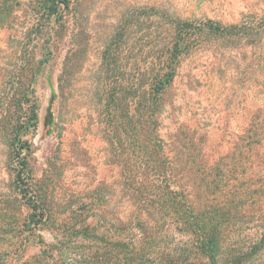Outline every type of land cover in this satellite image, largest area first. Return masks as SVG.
<instances>
[{"label":"rangeland","instance_id":"obj_1","mask_svg":"<svg viewBox=\"0 0 264 264\" xmlns=\"http://www.w3.org/2000/svg\"><path fill=\"white\" fill-rule=\"evenodd\" d=\"M36 3L21 0L15 27L0 30V261L109 264L96 259L91 238L38 227L65 225L76 215L93 211L102 227L124 241L126 230L120 229L119 219L132 208L123 203L108 113L119 125L129 121L121 120L124 112L134 113L140 43L147 41L145 35L152 29L161 36L168 32L162 27L166 13L257 26L264 22V0H76L60 11L62 17L58 13L47 17ZM128 15V41L111 60L107 42ZM37 18L39 33L32 26ZM261 27L253 43L216 41L181 58L159 116L168 153L181 148L175 138L184 132L182 126L194 130L195 137L207 131V150L219 142L223 147L216 150L223 152L233 141L231 135L242 133L239 127L252 112H264ZM22 42L27 63L20 69ZM115 85L122 90L112 103ZM198 143L195 139L196 148ZM30 195L39 203H30ZM32 205L49 211L37 225L30 216ZM122 253L117 257L120 264L140 263L129 252ZM149 257L148 264H157L155 253Z\"/></svg>","mask_w":264,"mask_h":264},{"label":"trees","instance_id":"obj_2","mask_svg":"<svg viewBox=\"0 0 264 264\" xmlns=\"http://www.w3.org/2000/svg\"><path fill=\"white\" fill-rule=\"evenodd\" d=\"M36 1L47 17L57 13L62 17L60 11L76 2ZM20 5L21 0H0V30L15 27ZM162 17V27L168 32L161 36V31L156 33L152 29L145 35L147 41L139 46L140 65L132 97L134 113L124 112L121 120H129H124L128 122L124 125L115 123V115L108 113V127L112 128L116 143L114 155L120 164L123 203L132 208L129 215L119 219L120 229L126 230L124 241L102 227L99 219L93 218V211L75 214L74 220L65 225L44 227L41 223L38 228L55 230L62 236L68 231L72 237L83 240L91 238L96 245V259H107L109 264H120L117 257L122 252L135 256L139 264H148L153 253L157 264L166 261L168 264H264V112L261 109L252 112L249 121L239 127L242 133L231 135L232 146L228 145L223 152L216 150L223 147L219 142L207 150V131L195 137L194 130L182 126L184 132L175 138L181 148L168 153L159 120L164 95L184 55L216 41L245 39L253 43L261 34L264 22L257 26L243 21L239 25H222L209 18L194 20L168 13ZM127 19L131 16L124 18L107 42L111 60L120 45L128 41ZM38 24L39 18L32 25L35 33L41 32ZM25 46L26 42H22L20 69L27 63ZM261 67L262 63L258 64V71ZM113 90L109 99L112 103L119 98L122 88L115 85ZM195 139L198 148L194 146ZM209 151L216 156L209 155ZM27 198L30 203H39L34 195ZM34 206H30V216L37 225L49 211ZM235 233L243 235L234 237ZM176 235L182 238L176 239ZM41 253L51 257L45 250Z\"/></svg>","mask_w":264,"mask_h":264}]
</instances>
